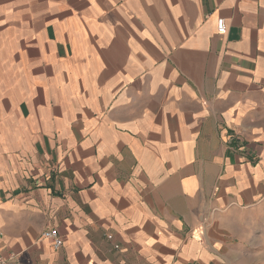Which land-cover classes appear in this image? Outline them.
Segmentation results:
<instances>
[{
	"label": "crops",
	"instance_id": "0c3cea01",
	"mask_svg": "<svg viewBox=\"0 0 264 264\" xmlns=\"http://www.w3.org/2000/svg\"><path fill=\"white\" fill-rule=\"evenodd\" d=\"M0 254L264 264V0H0Z\"/></svg>",
	"mask_w": 264,
	"mask_h": 264
},
{
	"label": "built area",
	"instance_id": "2783aa9c",
	"mask_svg": "<svg viewBox=\"0 0 264 264\" xmlns=\"http://www.w3.org/2000/svg\"><path fill=\"white\" fill-rule=\"evenodd\" d=\"M216 30H217V34L219 36H223L226 30L225 27V23L224 20L222 19H218L216 21ZM42 238L45 240L50 241L53 249L57 250L62 246V240L57 232L56 229H47L42 233ZM0 264H10L9 260H7L6 258H4L1 254H0Z\"/></svg>",
	"mask_w": 264,
	"mask_h": 264
}]
</instances>
